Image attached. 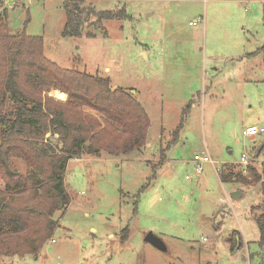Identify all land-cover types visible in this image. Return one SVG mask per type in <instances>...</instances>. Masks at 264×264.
<instances>
[{"label":"rangeland","instance_id":"rangeland-1","mask_svg":"<svg viewBox=\"0 0 264 264\" xmlns=\"http://www.w3.org/2000/svg\"><path fill=\"white\" fill-rule=\"evenodd\" d=\"M74 3L97 13L123 10L124 18L90 16L79 37H63L66 6ZM2 11L10 34L42 37L44 57L61 69L109 78L111 90L131 93L150 127L140 152L68 160L71 202L54 214V242L37 256L5 257L0 264H264L249 212L261 201L259 187L222 184L216 169L227 164L241 171L244 152L256 170L264 163V133L242 136L250 125L264 130V0H0ZM197 17L202 24L189 26ZM58 92L48 95L63 101ZM37 148L56 157L63 143L48 132ZM194 155L214 164L197 176ZM9 170L29 187L41 180L19 158ZM238 187L245 194L232 200ZM148 233L158 247L144 241ZM233 233L242 245L234 250Z\"/></svg>","mask_w":264,"mask_h":264},{"label":"trees","instance_id":"trees-1","mask_svg":"<svg viewBox=\"0 0 264 264\" xmlns=\"http://www.w3.org/2000/svg\"><path fill=\"white\" fill-rule=\"evenodd\" d=\"M74 4L72 8L66 6L63 37H79L81 24L90 16L98 21L124 18L123 10L97 13L92 8H81L79 2ZM43 49L42 37L10 34L7 13L2 11L0 171L5 188L0 190V260L37 256L52 238L59 225L55 212L60 204L65 207L71 202L64 184L68 160L100 151L115 156L140 152L150 127L148 115L131 93L122 88L111 90L109 78L61 69L44 57ZM51 91H60L58 98L64 96V100H53L48 95ZM6 101L9 108L5 107ZM83 108L97 112L101 118ZM48 132L61 138V156L50 157L38 150L40 135ZM14 157L41 175L33 187L27 186V178L9 170ZM223 165L218 174L222 184L260 186L261 201L249 212L258 227L257 244L264 248V163L260 171L248 165L245 175L232 165ZM127 236L124 229L121 242ZM229 243L232 250L240 248V235L233 233Z\"/></svg>","mask_w":264,"mask_h":264},{"label":"built area","instance_id":"built-area-1","mask_svg":"<svg viewBox=\"0 0 264 264\" xmlns=\"http://www.w3.org/2000/svg\"><path fill=\"white\" fill-rule=\"evenodd\" d=\"M112 1H119V0H112ZM202 22H203V19L200 17H197L193 19L192 21H190L188 25L195 27V26L202 24ZM262 133H264V130L262 128L257 127V126H250V127L245 128L242 131V136L245 138H254L257 135H260ZM192 163L195 165V174L197 176H199L202 173L203 165L207 163L214 164L211 158L208 157L207 155H194L192 158ZM238 164L242 167V170H241L242 174L245 175L246 168L249 165L248 156L245 152L241 154V158ZM216 169H217V174H218L220 172V168H216ZM51 242H54V240H52Z\"/></svg>","mask_w":264,"mask_h":264},{"label":"water","instance_id":"water-1","mask_svg":"<svg viewBox=\"0 0 264 264\" xmlns=\"http://www.w3.org/2000/svg\"><path fill=\"white\" fill-rule=\"evenodd\" d=\"M263 20H264V12H263ZM264 147V143L262 144L261 146V149ZM230 197L231 199H239L241 197V193L239 191H233L231 194H230ZM61 204L59 205V208H61ZM224 207H221L216 213H215V216L218 214L219 211L223 210ZM144 241L147 242V243H150L156 247H158L160 245L159 241L151 234V233H148L145 238H144Z\"/></svg>","mask_w":264,"mask_h":264},{"label":"crops","instance_id":"crops-1","mask_svg":"<svg viewBox=\"0 0 264 264\" xmlns=\"http://www.w3.org/2000/svg\"><path fill=\"white\" fill-rule=\"evenodd\" d=\"M140 54H142V52H140ZM144 54H145V58H146V53L144 52ZM250 126H254V125H250ZM249 126V127H250ZM250 140H253L254 138H249ZM165 160V159H164ZM239 185V184H238ZM240 186V185H239ZM256 186H258L259 187V189H260V186H259V184L258 185H256ZM242 187V186H241ZM244 187V186H243ZM250 187H255V186H245L244 187V189H249ZM253 189V188H252ZM234 191H239L240 193H241V197H243L244 196V194H245V192L244 191H242V189H240V187H238L237 189H234ZM232 193V192H231ZM230 193V194H231ZM240 197V198H241ZM239 198V199H240ZM232 200H238V199H232ZM222 201H224L223 199H221V202ZM53 240V239H52ZM50 242H51V240H50ZM238 247H236V249H237Z\"/></svg>","mask_w":264,"mask_h":264}]
</instances>
